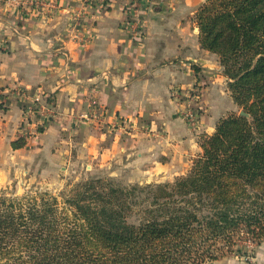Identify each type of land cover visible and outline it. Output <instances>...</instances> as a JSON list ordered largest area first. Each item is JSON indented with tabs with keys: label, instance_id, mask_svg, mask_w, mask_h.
I'll return each mask as SVG.
<instances>
[{
	"label": "trees",
	"instance_id": "obj_1",
	"mask_svg": "<svg viewBox=\"0 0 264 264\" xmlns=\"http://www.w3.org/2000/svg\"><path fill=\"white\" fill-rule=\"evenodd\" d=\"M195 20L251 118L221 117L173 181L0 191V264H206L264 241V0H204Z\"/></svg>",
	"mask_w": 264,
	"mask_h": 264
},
{
	"label": "crops",
	"instance_id": "obj_2",
	"mask_svg": "<svg viewBox=\"0 0 264 264\" xmlns=\"http://www.w3.org/2000/svg\"><path fill=\"white\" fill-rule=\"evenodd\" d=\"M21 1L0 0V141L7 150V142L28 137L13 149L19 168H65L73 158L110 167L129 161L132 150L133 160L151 158L141 168H176L174 158L192 151L195 139L175 88L189 89L200 76L206 81L202 102L212 113H201L203 127L225 111L218 58L202 51L194 20L202 0H142L141 39L123 26L132 0H53L52 8L59 6L52 19L22 15ZM75 14L89 39L70 35ZM35 100L34 114L26 106ZM37 123L41 131H34ZM146 124L166 128L176 142H158Z\"/></svg>",
	"mask_w": 264,
	"mask_h": 264
},
{
	"label": "rangeland",
	"instance_id": "obj_3",
	"mask_svg": "<svg viewBox=\"0 0 264 264\" xmlns=\"http://www.w3.org/2000/svg\"><path fill=\"white\" fill-rule=\"evenodd\" d=\"M87 2V0H85ZM140 0H137L136 8H141L143 6L142 0L141 4L139 3ZM151 2V0H150ZM204 2V0L201 1L199 6ZM89 3V2H88ZM59 4H55V7H45L44 10H39L36 12H27L26 9H19L21 10V14L28 16L30 14H39L43 15L46 18L52 19V17L55 15L54 9L58 7ZM23 7V6H22ZM197 9L195 11V15L197 12ZM137 13H140L137 17ZM127 19L124 21L123 26L125 29H128L127 22L128 17L132 18H142L144 21V24L140 28V24H138L137 27L133 29V26L131 25L130 31L132 33V36H134L136 39H141L145 35L146 31V12H126ZM194 15V20H195ZM45 18V19H46ZM73 22H71L73 25L69 26L70 35L73 39H79V37L83 36L84 39H89L91 36L88 37L86 35L88 30H83L84 27L80 26L76 23L80 21V15L75 14V16L71 17ZM126 23V24H125ZM195 23L197 25V22L195 20ZM145 27V29H144ZM198 27V26H197ZM138 29L141 30L142 34H138ZM199 30V27L197 28ZM82 32V33H81ZM90 34V32H89ZM200 42V41H199ZM202 51L207 53H213L205 48H203L200 45ZM218 58L219 67L215 69L214 74L218 75L219 78L222 79L221 81V87L225 90L227 94L226 98V107L224 108L225 111L221 116L218 118V120L232 112H240L239 106L233 101V98L231 96L229 86H228V80L229 78L225 73L223 72V67L220 63V58L216 53H213ZM199 62V61H198ZM202 64V63H201ZM196 66L198 73V76L202 75L203 70L202 67L200 68L198 65ZM202 66V65H201ZM215 78V77H214ZM206 81L201 76L197 78L196 82L192 84V86L187 88H175L174 97L177 98L178 101L183 103V106L181 107L180 113L182 114V117L185 119V121L188 124V127L190 128L192 132V137L195 140L191 141L190 148L192 151H183L182 154L178 155L174 158V163H172L173 166H177L176 168H141V165H146L150 162L151 158L145 157V158H132V155L134 153V150L131 152V159L128 161L125 160V164H123V160L119 158L115 165H112L113 163H109L108 166H98L96 163L98 161H94V167H92L91 163L86 164V162H80L81 160L75 159L67 160L66 161V167L65 168H30L28 165H24V162L22 166L19 168V164L22 163V160H15L14 161V153L12 142L14 140H18V138H24L25 144L28 140V137L23 135H19L16 139L11 141V146L8 144L7 150L2 146V142L0 141V191H6L8 195L12 196H21L25 194L26 192H36V191H50L52 193L58 194L68 183H72L78 180H82L86 177H88L91 174H99V175H107L110 176L119 182L123 184H132V183H149V182H165V181H173L177 176L186 173L192 164V160L195 156L200 154L202 152V148L200 145V141L202 140L203 136L205 134H211L215 131L216 123L209 127H203V123L201 122V113L203 114H210L212 113L211 109L203 105L202 97H204V92L206 88ZM40 100H42L40 98ZM2 104V103H0ZM39 101H33L27 104L26 109L30 108L31 111L36 112L37 109H39ZM0 108H3L0 105ZM192 111L195 114L194 120H191L187 117V112ZM29 116V115H28ZM28 119L30 118L27 117ZM41 127V123H37L36 131L39 130ZM145 130L148 131V135L151 137L156 138L158 142L163 141L164 136L166 140H164L165 143H171L170 145L174 144L176 140L173 142L172 140H168L170 136V132H167L166 128H158L156 125H149L147 124L144 126ZM25 132V131H23ZM38 132V131H37ZM37 132H33V135ZM26 134V133H25ZM192 138V139H193ZM171 139V138H170ZM180 144V143H179ZM181 146H183L181 144ZM12 147V149L10 148ZM23 147V146H22ZM184 147V146H183ZM21 148V147H19ZM186 148V147H185ZM12 152V154H11ZM144 160V161H143ZM71 161V162H69ZM131 163L129 164V162ZM181 167V168H179ZM112 175H111V174ZM261 244L252 245L248 247V251L243 254L242 252H233L226 256H221L218 259L208 261L206 264H264V246Z\"/></svg>",
	"mask_w": 264,
	"mask_h": 264
},
{
	"label": "built area",
	"instance_id": "obj_4",
	"mask_svg": "<svg viewBox=\"0 0 264 264\" xmlns=\"http://www.w3.org/2000/svg\"><path fill=\"white\" fill-rule=\"evenodd\" d=\"M94 1H97V0H87V3L88 2L93 3ZM98 1H100L102 3L104 0H98ZM139 3L141 4V0ZM52 5L54 6L53 0H22L19 3L20 9H26L27 12L45 10L46 6L48 8V7H52ZM136 5H137V0H132L131 4L129 5V12L130 11L131 12H141V10L139 8H136ZM136 15L138 17V15H140V13H137ZM138 24H140V28H141L142 25L144 24V21L142 18L139 17L136 19L133 16H132V18L128 17L127 26H128L129 30H130L131 25L133 26V29H134L135 27L138 26ZM140 33H141V30L138 29V34H140ZM141 35L142 34H140V36ZM187 117L190 118L191 120H194V118H195L194 112H192V111L187 112Z\"/></svg>",
	"mask_w": 264,
	"mask_h": 264
},
{
	"label": "water",
	"instance_id": "obj_5",
	"mask_svg": "<svg viewBox=\"0 0 264 264\" xmlns=\"http://www.w3.org/2000/svg\"><path fill=\"white\" fill-rule=\"evenodd\" d=\"M241 115H245L247 116L248 118H251L250 114L248 112H246L245 110L241 109L240 112H239Z\"/></svg>",
	"mask_w": 264,
	"mask_h": 264
}]
</instances>
